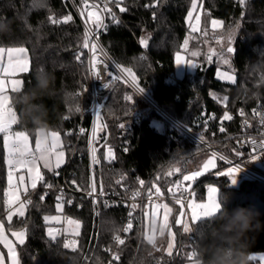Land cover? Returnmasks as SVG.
<instances>
[{"label": "trees", "instance_id": "trees-1", "mask_svg": "<svg viewBox=\"0 0 264 264\" xmlns=\"http://www.w3.org/2000/svg\"><path fill=\"white\" fill-rule=\"evenodd\" d=\"M197 1L203 9L205 23L212 18L221 20L224 27L219 30H231L237 34L233 40L235 83L216 78L214 59L209 64V51L195 37L190 48L202 47L204 51L203 55L195 58L196 73L176 78L173 84L168 83V78L175 76V54L182 51L190 33L186 18L192 0H121L119 6L115 0H87L88 8L97 5L102 13L106 27L100 31L99 39L105 50L122 69L132 70L137 85L170 117L167 119L159 113L120 78L116 77L111 86L98 92V144L107 190L126 196L138 192L139 195L135 196L141 198L142 191L155 185L161 187L164 193H170L169 187L180 178L175 173L176 168L181 166L180 170L186 171L183 160L187 161L188 156L197 158L200 154L210 153L175 123L228 152L235 147L242 132L245 116H241V110L248 116L254 111L260 113L264 110V0H245L244 4L240 0ZM105 4L115 13L119 23L114 22L111 14L104 10ZM121 7L127 10L121 12ZM83 9L82 0H0V48L22 47L28 52L30 61L29 71L22 76L21 90L11 92V106L18 120L13 128L32 135L35 133L34 126L21 119L14 97L33 88L35 75L40 71L54 76L51 95L42 97L49 110L48 130L61 132L66 144L67 131H77L84 111L87 112L84 117L87 125L90 123L93 91L89 47H84ZM68 15L72 17L68 23L53 24L49 20V16L62 19ZM199 35L205 36V31H200ZM141 39L148 41V47L140 43ZM77 56L80 58L77 59ZM83 85L87 86L85 91L82 90ZM129 96L131 100L125 99ZM225 96L228 97L226 103L223 102ZM142 104L146 106L142 107ZM77 106L80 111H76ZM226 106L230 107L229 113L235 115L231 120L223 119ZM154 121L161 128L155 127ZM221 126L224 132L220 131ZM109 148L115 156L110 161L105 158ZM66 152L65 165L45 174L44 180L35 189H30L32 203L27 205L26 215L16 216L7 225L9 229H24L27 232L26 242L17 246L20 264H193L188 259L192 252L196 253V264H201L203 238L215 222L213 218L197 222L194 230L181 238L178 235L181 227L175 223L182 210L177 202H169L175 210L171 226L177 231L176 249L169 256L165 250L149 245L144 239L140 219L142 212H136L134 227L129 234H123V219L128 205L115 210L103 208L99 234L96 236L93 235L94 217L90 203L65 205L63 211H57L59 201L55 196L41 200L44 181L56 177L59 170L79 172L81 181L87 186V162H70V153ZM212 173L196 182L194 193L196 191L200 198L203 197L206 184L215 182L219 185V194L224 192L231 195L229 209L255 208L261 213V221H264L263 182L242 179L238 185L229 186L230 179L214 178L210 176ZM141 180L144 181L143 185L140 184ZM7 186V166L0 153L1 220L7 209L4 195ZM56 214L63 216V222L65 218L80 222L75 251L63 247L64 240L72 237H57L53 241L48 236V224L44 217ZM251 235L254 241L247 249L248 264H257L250 257L255 253H264V230ZM116 236L125 243L120 245L115 240ZM114 255H118L119 259L114 260Z\"/></svg>", "mask_w": 264, "mask_h": 264}, {"label": "snow or ice", "instance_id": "snow-or-ice-1", "mask_svg": "<svg viewBox=\"0 0 264 264\" xmlns=\"http://www.w3.org/2000/svg\"><path fill=\"white\" fill-rule=\"evenodd\" d=\"M82 3L85 4V7L88 6L87 0H82ZM115 3L117 4V6H119V4L121 3V0H115ZM241 4L245 3V0H240ZM153 7L155 5H152ZM93 8L97 7V5H92ZM147 7V5H146ZM192 9L195 10L197 8V0H192V5H191ZM104 10L108 11L111 14V18L114 22L119 23V21L117 20L115 13H112L111 9L108 8V5L105 4L104 5ZM127 9L124 7L120 8L121 12H125ZM83 15V13H82ZM89 17L92 19V23H94L97 28L100 27H106L105 25H103V19L102 16L97 14V13H89ZM192 17V11H189L188 13V18L191 19ZM197 20H199V17H196ZM49 20L53 23V24H59V23H68L69 21L72 20L71 15L68 16H64L62 19H55L52 16H49ZM222 22L219 21H212L213 27L217 26L218 24H220ZM191 27V25H190ZM238 27V26H237ZM90 34V29L86 30L85 32V40H84V47H88V37ZM229 39H231V35L229 36ZM218 43L220 42V40L217 41ZM140 43L144 46V47H148V41L145 39H141ZM188 45V40L185 39L184 41V48H187ZM97 48L96 44L92 45V51L95 52ZM226 51L228 53H234L235 49L231 46H228ZM5 53H7V57H8V63L9 66L12 65L13 60L16 61V67L13 68V71H19V72H28L29 71V62H28V57H27V52L26 49L20 47V48H8V49H4V48H0V133H3V139H4V144L3 147L7 152L6 158H5V163L8 166V190L5 191L4 195H5V204L7 205L8 208H11L12 204L18 203L19 207L16 209V212H18V214L20 216H24V209L26 208V206L28 204H31L32 201L30 199L25 200V201H20V197L19 195H17V191L19 190V185L14 184L13 183V174L16 170L18 169H27L30 179H31V188L35 189L37 187V182L40 181L42 182L44 180V177L42 175V173L39 170V164L40 162H43V167L47 168L49 171H53V168H59L61 166L62 163H64V156L65 153L63 150H59L57 151V149H61L62 145L60 142V137L59 134L57 132H51L50 134L40 137L38 136L36 139V145H35V151H33V149L30 147L29 144V137L28 135L23 132V131H17V132H13L12 131V125L16 124L18 122L17 120V115L16 112L14 111V109L12 108L11 104H10V97L9 95H7L6 92V83H5V79L3 77V74L8 70L4 63H3V56L5 55ZM197 53H193V55H196ZM216 55L215 50H211L209 51V55H208V60L211 61L212 57ZM80 57L77 56V59H79ZM222 58V62L224 64H229V60L226 58ZM96 59L94 57L93 60V69H95V64H96ZM177 64L178 65H188L192 68H196V64L191 63V62H186L183 61L182 58L180 57L179 53L177 54ZM117 67H120L119 65H117ZM124 72H127L129 75L132 76V80L135 81L136 77L135 75L132 73V70L130 68H124L122 69ZM95 74V72H94ZM111 73H109V76L111 77ZM218 78L220 79H227L229 81H231L232 83L236 82V78L234 75H231L229 73H219L218 72ZM21 86H22V81L20 80H14L11 82V90L13 92H19L21 90ZM105 88L109 87L108 84H104L103 85ZM141 92L144 91V89H139ZM79 95V94H77ZM215 98V97H214ZM125 99L127 100H131L132 97H125ZM228 100V97L225 96L223 97V102L226 103ZM76 111H80L79 106L76 107ZM243 110H241V115H243ZM97 119H99V115H97ZM224 120H231L232 117L229 115L228 112L224 113L223 116ZM262 122H264V120H262ZM245 123H247V121H245ZM121 127H123V125H121ZM84 130L81 129V132H83ZM221 132H224L225 129L221 126L220 128ZM49 137L50 142H49ZM200 139L203 141L204 137L201 136ZM253 145H255V141H252ZM261 148H264V142H262L260 144ZM127 150V149H125ZM96 149L93 148L92 150V160L93 163H99V161L96 158L95 155ZM213 157H215L217 154L213 153L212 154ZM54 158V160H53ZM106 159H108L109 161L112 159H115V156L111 150V148L108 149V153L107 156L105 157ZM220 159L223 160L224 157L220 156ZM230 163V162H229ZM209 165H211L212 167H215V164L213 162V160H209L205 165H204V169L207 170ZM177 172L180 171V169H176ZM240 171L239 166H236L234 168H229L227 173H220V175H228L230 177H233L231 182L234 184L235 183V175L236 173H238ZM202 173L199 171L196 172H192L190 175H185L183 177L184 181H194L197 177H199ZM169 175H171V173H169ZM19 181L20 184L22 185L24 182V176H20L19 177ZM73 183H75V181H73ZM119 183V181H118ZM140 184L143 185L144 181L141 180ZM48 188H51L52 186L49 185H45ZM153 187H155V185H153ZM177 187L179 188V185H177ZM191 185L188 186V188L184 189L185 191H187L188 189H190ZM156 194L162 195L160 188L156 187ZM96 191V186H95V182H93V184L91 185V191H89V195L91 196L93 193H95ZM149 192H151V189H149ZM11 195L12 199H8V197ZM25 195H27V189H25ZM45 195H47V193H45ZM135 195H139V193H134ZM41 200L44 199V195H42L40 197ZM58 201H61L62 198L61 197H57ZM149 200H151V195L149 196ZM178 204L181 205V208L184 207L183 205V201L182 200H177L176 201ZM69 204L72 203L71 200L68 201ZM57 211H63V203L62 202H58L57 203ZM133 207H135V205H133ZM157 208H163L164 209V216H163V223L161 224L160 227V235L164 234V230L168 229L169 231V235L171 236V240L168 244V247L166 249V252L169 256H171L173 254L172 250L174 248V241H175V234L171 232V228L169 226L168 223V218L169 215L171 213V209L168 207L167 204H163V205H157ZM188 209L190 210L191 213V221L193 224L197 223V222H202L205 219H209V218H213L219 208H220V204H219V200H218V189L216 187H210L208 189V195H207V201L206 202H201V203H197L195 202V200H190L188 202L187 205ZM12 215L13 213L10 211L8 214V221L11 222L12 220ZM184 213L183 211H181V216H183ZM129 216L131 217V213H129ZM45 221H55L57 223L60 222L61 218L58 216H45L44 217ZM67 225L69 226L68 229H66V232H71L72 235L74 236H78L79 235V228H80V222L78 220H73L71 218H65ZM176 225H183V231L185 233H190L192 231V228L189 226V224L185 221H182L180 218H177L175 221ZM153 225H155V217H153ZM133 227L131 219L129 220L127 226L124 228V231L127 232L129 230H131ZM13 236L16 237L18 243L20 245H23L25 243V236L26 233L25 231L21 230L19 232H13L12 233ZM60 234L59 230H54L52 228L48 229V236L50 237L51 240L55 241L57 239V236ZM145 238L147 239L149 244H152L153 246L155 245V235H154V228H153V235H146ZM115 240L120 244L123 245L125 243V241L123 239H121L119 236L115 237ZM0 243H3L4 246L7 248L8 250V259L10 260V264H20V259L18 256V253L16 251V247L13 245V243L11 241H9L7 239V237L5 236V232H4V226H3V222H0ZM76 244L77 241L75 239H65L64 243H63V247L65 249L71 248L73 251H75L76 249ZM196 257V253L192 252L189 253L188 255V259L190 261H193V264H196L194 258ZM114 260H118L119 256L118 255H114L113 256ZM250 259H257V257L253 256L250 257ZM259 260L264 261V255H261L258 257ZM0 264H5V257L3 254H0Z\"/></svg>", "mask_w": 264, "mask_h": 264}, {"label": "built area", "instance_id": "built-area-1", "mask_svg": "<svg viewBox=\"0 0 264 264\" xmlns=\"http://www.w3.org/2000/svg\"><path fill=\"white\" fill-rule=\"evenodd\" d=\"M81 21L85 30L90 29L88 47L90 54L89 63L90 79L93 91V103L89 112L92 113V119L87 125L84 118L87 112L84 111L77 131L75 133L67 131V142L65 145L66 150L70 153L68 157L70 158V162L72 160H77L81 163L84 161L87 162V186L81 181V175H79V172L73 170L69 173L67 169L64 171L59 170L56 172V177L44 181L42 186V195H44V197L51 195L55 196L56 198L58 196L61 197L62 200L59 202H62L63 206H73L80 204L81 202L90 203L93 208L94 217L93 235L96 234V236L99 234L98 227L100 223L101 211L103 208L115 210L128 205L129 209L123 219V234L127 235L131 230L125 232L124 228L127 226L130 219L134 227L136 223V207L140 206V212H142L144 199L149 201L150 195V201L166 200L168 202H176L178 199L182 200L183 205L188 210L187 205L193 197V191H185L184 189L186 188L183 185H180L176 194L164 193L163 195L158 196L155 190L157 186H155L149 188L151 189V192H149V189L142 191L141 198H138L134 195L126 196L114 190H107L102 173V160L100 157L98 144L99 119H97V115L100 117V107L97 100V94L99 91H103L108 88H105L103 86L104 84L111 86L116 81V75L114 73L115 64L99 39V33L103 27H93L87 15L85 16V19L81 18ZM93 44L97 45L95 52L92 51ZM94 57L97 61L95 64V69H93ZM109 73L112 74L111 77L109 76ZM167 81L168 83L173 84L176 82V77H169ZM146 97L149 101H151L148 96ZM225 111L229 113L230 107L226 106ZM251 114V116L245 115V113L241 115L245 116L242 123V132L238 135L235 147L233 149H229V147L228 152L215 147L209 142L204 140L202 141L200 137L178 123V127L181 129V131L191 137L195 142L198 143L199 146L205 148L212 154H217L216 157L220 162V168L217 170V172L210 174V176L215 178L218 173H227L229 168L239 166L240 171L236 173L239 183L242 179L257 180L264 183V148L260 147V144L264 142V122H262V120H264V110L260 111V113L254 111ZM229 115L232 118L235 117V115L231 113H229ZM212 117L215 118L216 116L212 115ZM245 121H247V123H245ZM81 129L84 131L81 132ZM252 141L256 142L255 145H253ZM93 148L96 149L95 155L99 163H93ZM220 156H223L224 159L221 160ZM222 178L231 180V177L228 175H222ZM73 181H75V183H73ZM93 182H95L96 191L90 196L88 193L91 191V185ZM49 184L52 186L51 188L45 186ZM45 193H47V195H45ZM28 199L31 200V191L28 192L26 197H22L20 201H25ZM69 200L72 201L71 204L68 203ZM133 205H135V207H133ZM129 213H131V217L129 216ZM63 226L64 225L62 224L55 227V230H59L60 232L57 237H67Z\"/></svg>", "mask_w": 264, "mask_h": 264}, {"label": "rangeland", "instance_id": "rangeland-1", "mask_svg": "<svg viewBox=\"0 0 264 264\" xmlns=\"http://www.w3.org/2000/svg\"><path fill=\"white\" fill-rule=\"evenodd\" d=\"M191 5H192V3H191ZM189 11H192V17H191V19H189L188 15H187V18H186L188 27L190 29V33L188 34V36L186 38L188 40V45H187V48L182 47V51L181 52H177L175 54V73H174L175 77L177 79L178 78L181 79V78L185 77L187 74L194 75L196 73L197 61H196L195 58L200 56L201 54L203 55L204 51H203L202 47H200L198 49H191L190 48V43H191L192 39L195 37L196 39H199L202 43L205 44L206 51H210V49L211 50H215L216 55H214L212 57V60L209 62V64H212L213 59H214V62H215V65H216V78L218 80L223 81V82L232 83L231 81H229L227 79L218 78V72L219 73H229L231 75H234L235 78H236V70H235L234 64H233V53H228L226 51V49H227L228 46L233 47V40L237 36V34L236 33L234 34V31H231V33H232L231 34V39H229V35H227V33L229 31L226 32V30H223V29L219 30L222 27H224V22L221 21V20L212 18L208 23H205L204 20H203V9H202V7L199 6V2L198 1H197V8L195 10H193L192 7L190 6ZM90 12L102 15V13H101V11H100V9L98 7L93 8L91 6V7L88 8V6L85 7V4H84L83 15H81V18L85 19L86 15H87V17H89V13ZM197 16L199 17V20L196 19ZM89 20H90L91 24L93 25V27H95V24L92 23V19L90 17H89ZM214 20L222 22V23H220L217 26L213 27L212 21H214ZM190 25H191V27H190ZM200 31H205V36H200L199 35ZM85 32H86V30H85ZM212 37L214 38V42L212 41ZM218 40H220L219 43L217 42ZM211 41L213 43H211ZM16 48H20V47H16ZM194 52L197 53V54L193 55ZM178 53H179V55H180V57L182 58L183 61L191 62V63L196 64V68H192V67H190L188 65H178L177 64V54ZM189 55H190V57H189ZM27 57H28L29 68H30V61H29L28 52H27ZM221 57L228 59L229 60V64H224L222 62V58ZM3 63L5 65V67L8 69L3 74V77H4L5 83H6V92H7V95H9V97H10V104H11V92H13L11 90V82L14 81V80H20V81H22V84H23L22 76L24 74H26L27 72L13 71V68L16 67V61L13 60L12 65L9 66L7 53H5V55L3 56ZM114 64H115L114 65L115 66L114 73H115L117 78H120L122 81H124L134 92H136L144 101H146L149 105H151L159 113L164 115L167 119L170 118L164 111L161 112L159 110V108L157 106H155V104L152 101H149L147 99L146 92H144V91L141 92L139 90L141 88L137 85V83L135 81L132 80V76L131 75H129L127 72H124L121 67H117V64L115 62H114ZM86 87H87L86 85H83L82 90L85 91L87 89ZM145 106H146L145 104H142V107H145ZM153 124H154L155 127L161 128L157 121H154ZM175 124L178 125L177 123H175ZM13 125H15V124H13ZM12 131L13 132H17V131H20V130H17V129L12 127ZM23 132H25V131H23ZM51 132H57L59 134L62 148L61 149H57V151L63 150L64 153H65L64 163H62L61 166L59 167V168H61V167H63L65 165L66 160H67V152L65 150V139H64L63 134L61 132H59V131L48 130L47 135L50 134ZM25 133L29 137L30 147L33 149V151H35L36 139H37L38 135L36 133H34V135H32V134H30L28 132H25ZM50 139L51 138L49 137V142H50ZM3 144H4L3 133H0V153L3 154L4 160H5L7 152L4 149ZM191 157L192 156H188L187 158L191 159ZM53 160H54V158H53ZM209 160H213V162L215 164V167H212L211 165H209L208 169L205 170L204 169V165ZM183 161H185V159ZM6 166H7V164H6ZM59 168H55L54 167L53 171H49L47 168L43 167V162H40V164H39V170L42 173L43 177L45 176V174L52 173V172H54L55 170H57ZM177 168L181 169V166H178ZM217 170H218V162H217L216 156L213 157L212 153L211 154H209V153L200 154V155H198V159L197 160H195V161H193L192 159L190 160L189 172L184 174L182 176V178L180 176L179 180L176 181L172 186L169 187V192L176 194L177 190H178L177 185L180 186L181 184L185 188H188V186L191 185V187H190V189H188V191L191 190V189H194V186H195L196 182H198L199 180L204 179L211 172H217ZM196 171H199L202 174L199 177H197L194 181H184L183 180V177L185 175H190L192 172H196ZM175 173H179V172H177L175 170ZM20 176H24V182H23L22 185L20 184V181H19V177ZM215 178H222V175H220V173H218ZM232 178L233 177H231V180H232ZM231 180L229 181V184H228L229 186H236V184L239 182L236 175H235V183L234 184L231 182ZM13 183L19 185V190L17 191L16 194L19 195L20 199L22 197H26L25 189H27V194L30 191V189H32L31 188V179H30V176H29V173H28L27 169H23L22 168V169L16 170L14 172V174H13ZM39 183H40V181L37 182V186L39 185ZM7 185H8V166H7ZM157 187H159V186H157ZM210 187H216L218 189V197H219V192H220L219 185L216 184L215 182L211 181V182L206 184V191H205V194H204L203 197L200 198L196 194V191H195V193H194L193 197L191 198V200H195V202H197V203L206 202L207 201V195H208V189ZM159 188H160V191H161V193L163 195L164 194L163 189L161 187H159ZM6 190H8V186H7ZM8 199H12L11 195L8 197ZM163 204H167L168 207L171 209V213H170L169 218H168V223H169V226L171 228V232L175 234L174 248L172 250V252L174 253V251L176 249V245H177V234H176L177 231L174 230V228L171 226V218H172L173 214L175 213L174 205L172 203H168V201H166V200H153V201L149 200L148 202H146L144 210L142 211V215L140 216V219L142 220V225H143V228H144L143 235H144V239L148 243V241L145 238V236L146 235H153V228H154V235H155V245L154 246H156L157 244L161 246L163 244L162 246H165V248H163V250L166 251V249L168 247V244H169V242L171 240V236L169 235L168 229H165L164 230V234L160 235V227H161V224L163 223L164 209L156 207L157 205H163ZM18 207H19V204L14 202L12 204L11 208L7 207L6 212L4 213V219L1 220V218H0V222H3L5 236L16 247L17 253H18L17 246L20 245V244L18 243L16 237L13 236L12 233L13 232H19L21 230L9 229L7 225L11 224L13 219L16 216L17 217H24L26 215L27 206L24 209V216H20L18 214V212H16V209ZM181 209H182L181 211H183L184 215L181 216V212H180V213H178L177 218H180L182 221L187 222V219H189L190 210L189 209L187 210L185 208V206L183 208H181ZM136 210L140 212L141 211L140 206L136 207ZM10 211L13 213L11 222H9L8 218H7ZM49 216H58V217L61 218V220H60L59 223H57L55 221H47V222L45 221L48 224L47 234H48V229L49 228H52V229L55 230V227H57L59 225H62V223H64L63 227H64L65 230L69 228V226L67 225L65 219H64V222H63V216H61L59 214L49 215ZM153 217H155V225H153ZM188 224L190 226V222L189 221H188ZM178 226L181 227L180 230L178 229V235L182 238L183 237L182 235H184L186 233L183 231V225L182 224L178 225ZM191 228H192V230H194V226L191 227ZM80 229H81V226L79 228V233H80ZM22 230L25 231V233H26V236H25V242H26V240H27V232L24 229H22ZM65 234L67 236H69V237H72L73 239H75V237H77V236L72 235V233L70 231L69 232L65 231ZM181 240H183V239H181ZM181 243L182 242H180V244L178 245V251L181 248ZM149 245L153 246L152 244H149ZM157 248H159V246ZM0 254L4 255L5 264H10V260L8 259V250L4 246L3 243H0ZM261 255H264V253L252 254L251 257L255 256V257H257V259H251V260L257 261V264H264V261H261V260L258 259V257L261 256ZM157 264H160V263L158 262Z\"/></svg>", "mask_w": 264, "mask_h": 264}, {"label": "clouds", "instance_id": "clouds-1", "mask_svg": "<svg viewBox=\"0 0 264 264\" xmlns=\"http://www.w3.org/2000/svg\"><path fill=\"white\" fill-rule=\"evenodd\" d=\"M231 30L227 35H231ZM54 89V76L47 71L37 72L35 85L26 92L14 97L24 122H30L33 131L40 137L48 132L49 110L42 97L51 95ZM220 208L213 217L214 225L204 236L201 251V264H248L247 249L254 241L251 234L264 230L261 213L252 207L229 209V193L221 192L218 197Z\"/></svg>", "mask_w": 264, "mask_h": 264}, {"label": "crops", "instance_id": "crops-1", "mask_svg": "<svg viewBox=\"0 0 264 264\" xmlns=\"http://www.w3.org/2000/svg\"><path fill=\"white\" fill-rule=\"evenodd\" d=\"M209 154H211V153H209ZM191 159L193 160V161H195V160H197L198 159V157L197 158H193V157H191ZM190 158L187 160V161H184V165H185V167H186V171L184 172V171H182V170H180L179 171V175L181 176V178H182V176L184 175V174H186V173H188L189 172V168H190V160H191ZM216 159H217V157H216ZM217 162H218V159H217ZM219 164V163H218ZM219 169V168H218ZM213 173H215V172H213ZM239 184V182L236 184V185H238ZM182 185V184H181ZM190 191H194V189H191ZM193 195H194V192H193ZM146 202H148V200L146 201ZM146 202L143 204V208H142V210H144V207H145V204H146ZM169 203V202H168ZM138 207V206H137ZM188 221L190 222V226L191 227H193L194 226V224L192 223V221H191V213H190V215H189V219H187V223H188ZM163 245V244H162ZM160 246V245H156V247H158L159 246V250H161V249H163V248H165V246Z\"/></svg>", "mask_w": 264, "mask_h": 264}, {"label": "water", "instance_id": "water-1", "mask_svg": "<svg viewBox=\"0 0 264 264\" xmlns=\"http://www.w3.org/2000/svg\"><path fill=\"white\" fill-rule=\"evenodd\" d=\"M161 112H162V109H159ZM12 127H13V125H12Z\"/></svg>", "mask_w": 264, "mask_h": 264}]
</instances>
